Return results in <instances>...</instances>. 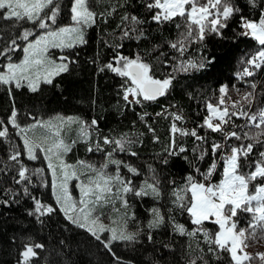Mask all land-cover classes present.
Wrapping results in <instances>:
<instances>
[{"label": "snow or ice", "instance_id": "obj_1", "mask_svg": "<svg viewBox=\"0 0 264 264\" xmlns=\"http://www.w3.org/2000/svg\"><path fill=\"white\" fill-rule=\"evenodd\" d=\"M226 42L230 75L208 79ZM87 47L115 84L112 115L131 113L124 128L18 104L16 90L62 88ZM180 82L195 118L179 100L159 105ZM0 87V210L20 209L3 212L15 226L0 264H75L73 229L108 264H136L115 242L159 243L145 264H264L249 250L264 238V0H0ZM80 142L99 158L70 160Z\"/></svg>", "mask_w": 264, "mask_h": 264}, {"label": "trees", "instance_id": "obj_2", "mask_svg": "<svg viewBox=\"0 0 264 264\" xmlns=\"http://www.w3.org/2000/svg\"><path fill=\"white\" fill-rule=\"evenodd\" d=\"M92 31L94 33L95 28ZM213 47L214 54H218L220 60L208 79H213L218 75L227 77L230 75L233 58L237 52V46L234 42H226L224 44L214 45ZM239 47L242 48L243 44L241 43ZM92 50L91 47L78 49L80 53V64L74 66L71 72L62 74V76L58 78L57 82L63 84L62 88L45 85L44 91L37 94H29L26 88L23 90H16V100L18 104L24 107L35 106L38 115L42 113L63 112L65 114L79 113L81 115L90 116L94 113L101 117L102 123L107 126L124 128L131 118V113H129L128 117L124 120H120L118 117L112 115V113L115 112L113 105L117 99L114 91L115 84L111 79H106L103 74L97 75L93 71L86 59V57L92 53ZM181 87H183V82L178 83L172 96L161 98L159 105L170 102L172 99L179 100L185 106L190 119L195 118L194 112L192 111V109L195 108V104L182 95L180 92ZM97 94L99 96L98 103L94 107H90L88 103L89 100ZM8 105L9 100L5 94V90L0 87V115L4 114ZM159 105L153 104L149 111L156 110ZM105 116H107L106 121L103 120ZM165 123L164 119L161 118L160 123L157 124V129L161 134H163L162 130ZM71 134L74 135V132L72 131ZM189 144L191 145V139H189ZM159 147V144L155 145V149L158 150ZM153 150V145L151 143H146L144 147L140 149L141 152L149 154ZM94 155L98 154L87 153L84 142H80L77 146L73 147L68 158L70 160H75L77 158L87 159ZM175 171L179 173V169H175ZM45 191H50V189H45ZM4 211L16 214L20 209L13 206L11 209L0 210V243L6 240L7 233H10L15 226V222L10 216L5 217L3 215ZM143 211L144 210L141 208V214H143ZM43 235L46 239L48 234L44 233ZM64 235L70 242V255L72 260L75 261V264H95L97 260L101 259L105 264H108L109 256L105 253V250L101 248L99 253H97L95 242L89 240L80 230L73 229L72 231L65 232ZM162 239H166V237L157 233V242ZM115 244L119 254L125 256L128 260L135 261L136 264H145L146 261L150 260L153 249L159 247V243L156 245L140 243L137 244L135 248L125 247L122 242H115ZM250 249H264V238L259 239V241H252ZM163 254L167 259H172V256L169 255L167 250H165ZM7 259L6 255H0V260Z\"/></svg>", "mask_w": 264, "mask_h": 264}, {"label": "rangeland", "instance_id": "obj_3", "mask_svg": "<svg viewBox=\"0 0 264 264\" xmlns=\"http://www.w3.org/2000/svg\"><path fill=\"white\" fill-rule=\"evenodd\" d=\"M73 132H74V135H75V129H73L72 130ZM71 135H73V134H71ZM99 157H98V155H94V156H90V157H88L87 159H98ZM48 178L50 179L51 178V174L50 173H48ZM78 190H76L75 192H74V195H77L78 196ZM249 250H251L250 248H249Z\"/></svg>", "mask_w": 264, "mask_h": 264}, {"label": "built area", "instance_id": "obj_4", "mask_svg": "<svg viewBox=\"0 0 264 264\" xmlns=\"http://www.w3.org/2000/svg\"><path fill=\"white\" fill-rule=\"evenodd\" d=\"M190 126V125H189Z\"/></svg>", "mask_w": 264, "mask_h": 264}]
</instances>
